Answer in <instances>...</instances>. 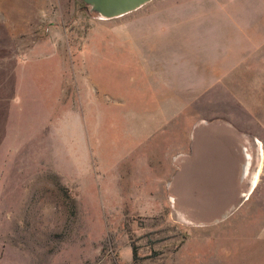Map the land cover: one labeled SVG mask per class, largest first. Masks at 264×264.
Here are the masks:
<instances>
[{
    "label": "rangeland",
    "instance_id": "1",
    "mask_svg": "<svg viewBox=\"0 0 264 264\" xmlns=\"http://www.w3.org/2000/svg\"><path fill=\"white\" fill-rule=\"evenodd\" d=\"M207 1L0 0V264H264V0Z\"/></svg>",
    "mask_w": 264,
    "mask_h": 264
},
{
    "label": "crops",
    "instance_id": "2",
    "mask_svg": "<svg viewBox=\"0 0 264 264\" xmlns=\"http://www.w3.org/2000/svg\"><path fill=\"white\" fill-rule=\"evenodd\" d=\"M202 3L205 4V8L208 1L206 0L205 2V0H202ZM244 43L245 40L242 39V54H239L238 52L236 53V60L234 61V64L238 65L242 61V103L250 104L252 99H250L249 96H256L253 101L258 102L259 99L257 95L264 90V36L259 34L256 38H252L248 41L249 48L245 51L243 48ZM249 108L252 111V107L250 105ZM252 113L255 118L258 119L260 126H264V121H262L264 119H262V115L257 111ZM259 134L264 136V131H262V129L260 131L256 130L254 133V140L256 145H258V143H262V149H264V139L260 137ZM242 152L244 158L242 163L243 166L249 157L247 156L244 147H242Z\"/></svg>",
    "mask_w": 264,
    "mask_h": 264
},
{
    "label": "water",
    "instance_id": "3",
    "mask_svg": "<svg viewBox=\"0 0 264 264\" xmlns=\"http://www.w3.org/2000/svg\"><path fill=\"white\" fill-rule=\"evenodd\" d=\"M103 19H114L134 12L152 0H78ZM248 169V159L242 166V177Z\"/></svg>",
    "mask_w": 264,
    "mask_h": 264
},
{
    "label": "trees",
    "instance_id": "4",
    "mask_svg": "<svg viewBox=\"0 0 264 264\" xmlns=\"http://www.w3.org/2000/svg\"><path fill=\"white\" fill-rule=\"evenodd\" d=\"M86 7H88L87 5H85ZM69 197V196H68ZM71 204L73 205V201H71ZM132 255H133V259L137 260V250L135 248L132 249Z\"/></svg>",
    "mask_w": 264,
    "mask_h": 264
}]
</instances>
